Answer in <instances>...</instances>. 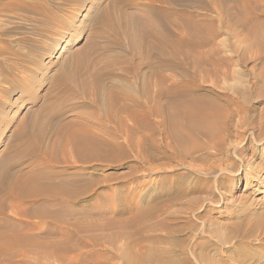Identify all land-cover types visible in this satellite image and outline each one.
<instances>
[{
	"label": "rangeland",
	"instance_id": "obj_1",
	"mask_svg": "<svg viewBox=\"0 0 264 264\" xmlns=\"http://www.w3.org/2000/svg\"><path fill=\"white\" fill-rule=\"evenodd\" d=\"M27 1L45 5L60 23L33 28L30 24H40V7L29 14L19 11L26 23L0 18V238L33 242L30 264H132L154 240L157 247L176 249L194 242L209 245L212 236L227 233L233 221L226 217L245 199L252 203L247 220L264 222V51L249 50L248 43L255 42L244 37L247 27L238 26L234 15L215 21L219 34L201 47L205 55L189 50L191 58L173 57L158 68L138 45L114 43L110 26L97 20L101 11L117 16L115 0ZM255 4L256 12L264 11V0ZM139 7L135 10L151 16V8ZM206 12L218 19L217 11ZM200 68L210 72L199 74ZM155 72L178 77L179 86L192 89L171 111L188 109L196 125L212 120L210 133L178 131L170 121L166 130L173 127L174 134L157 135L154 142L141 136L154 117H144L140 109L124 126L117 122L122 96L132 92L144 98L141 88ZM237 99L242 111L232 104ZM114 125L118 131L110 136ZM39 132L44 135L36 150L25 151L24 144ZM215 132L224 142L221 151L185 154ZM136 142L157 145L161 152L144 161L145 153L137 156L129 149ZM110 143L121 147L113 150ZM241 171H250V177H240ZM154 203L161 205L158 212L143 219L136 232L130 219L136 205ZM126 207L129 214H115ZM131 233L129 245L116 239ZM253 252L264 255L263 249L247 251ZM16 260L0 250V264H25L21 256ZM139 264L159 263L150 254Z\"/></svg>",
	"mask_w": 264,
	"mask_h": 264
},
{
	"label": "bare ground",
	"instance_id": "obj_2",
	"mask_svg": "<svg viewBox=\"0 0 264 264\" xmlns=\"http://www.w3.org/2000/svg\"><path fill=\"white\" fill-rule=\"evenodd\" d=\"M1 1L0 18L5 21L12 23L19 22L18 24L26 23L28 18L21 15L19 11L23 10L29 14L40 7L42 8L40 10V12L42 13L40 14V17L38 19L40 24L36 26L34 24H30L33 28L39 30L41 27L48 28V25H51V23H60V21L57 19L56 13L47 9L48 7L46 8L45 5L42 6L40 3L36 4L35 2L27 0H4L5 2L3 0ZM255 3L256 0H148V2L146 3L139 4L136 0H115L114 14L117 16L113 17L110 12L101 11L97 13V20L99 21V23L110 26L113 31V37L111 39L114 43H127L132 46L138 45L137 49L145 52L147 60L150 59V61L155 62L156 67L159 68L161 63L170 61L173 57H175V59L181 58L183 56L187 57L188 59L191 58L189 56V50H192L199 55H205L201 47H203L207 43L212 42L213 39L216 38L219 34L218 29L213 28V23L224 18L228 20V18H230V15L235 16L231 17L232 20H234L235 18V22L238 26L243 29H246L247 27L244 37H247L246 39H252L255 42L253 43L252 41L251 43L253 44L248 43L250 47L246 43L247 47L251 48L249 50L253 51L252 48H255L254 50H256L257 52L264 51V11H259L260 13L256 12V8H258V6ZM138 6H140V10L151 8V16H146L144 12L141 13L138 10H135L138 8ZM206 10L217 11L219 13L218 19H212L210 17L208 18L209 14H207ZM33 20L35 19H32V22ZM204 31L206 32L205 36L198 37V32L202 33ZM139 46L142 47L139 48ZM244 47L246 46L244 45ZM180 48L185 49L182 51L180 50ZM210 51L212 53H215L216 49H211ZM257 52L255 53V55L257 54ZM262 53L263 52H261V54ZM195 55H193V57H196ZM199 71V74H201V72L207 73L210 72V69L206 68L205 71L203 68H200ZM226 73L227 72L224 69L222 71V74L224 75ZM180 83L181 82L178 77H165L156 73L154 80L151 83H146V85L144 83L143 87L141 88V93L144 98H141V96H134V93L132 92H129V97L122 96L123 102L119 105L118 109H116L117 113H120L119 116H116L117 122H119V124L121 125L127 123V120L129 121V115L135 117L137 114L135 115L134 113L140 109L146 111H144L146 113L144 117H154V119H152V122H148L145 129H143L144 131H141V136H143L144 138L152 137L154 138V142L157 135L161 136V138L171 137V132H173L174 134V129L178 131L184 130L185 133L189 134L210 133L208 132V128H210V126L212 125V120H209L210 123L208 124H202L203 126L196 125L192 122V114L187 111L188 109L183 110V112L181 113H173L171 111V107L173 103H175V100H179V97L192 91V89L187 85L179 86ZM179 87H182V90H180ZM220 95L217 96V99L220 98ZM227 99L231 100L230 97ZM232 104L237 109L236 111H242L245 108H243V105L239 104L238 99L237 101L232 100ZM174 106L175 105H173L172 107L173 109L175 108ZM226 114H228V112ZM59 116L60 117H57L58 120L61 119V115ZM213 116L214 114H210L211 119L213 118ZM105 117L108 118L107 120L109 122H114L115 116L107 114V116ZM218 119L219 118L215 120L217 121ZM144 120L146 119H143V121ZM143 121L142 124H144ZM170 121H172V123L175 122L173 127L175 125L177 127H174V129L173 127H168L170 128V130L168 131L166 130V126ZM217 122L216 123L219 126L220 120ZM117 125L112 126L113 129H115L113 130V133L111 132L109 134L110 136H114V134H116V132L118 131ZM121 125L119 127H121ZM133 126L135 127L136 125ZM130 127L132 126L130 125ZM131 129H133V127ZM135 129H137L138 132L139 130H141L139 129V127H135ZM122 131H124V134H126L125 140L129 143L131 141V139H129V127H123ZM42 132L35 134L36 136L38 135V138L34 136V141L29 140L24 144L25 151L28 152L36 150L43 139L44 134ZM75 134L76 133H74V136ZM194 134L192 135L194 136ZM70 136V138H72L73 134H70ZM209 136L210 137L208 138L207 135L208 139L202 145L195 142L196 144L191 145L189 150L185 154L191 156L190 154L198 150H203L205 152H210V149L221 151L224 147V142L221 135H219V133H216L215 136H212L211 134H209ZM140 143L141 142H136V147H132L129 144V149L134 153V155L137 156H142V153H145L143 158L144 161L157 158L158 153L161 152L159 146L157 145ZM109 147L114 150L118 149V147H121V144L110 143ZM235 154L239 155L240 152H235ZM238 175L240 177L247 178L250 177V171H241L238 172ZM239 184V181L234 182V184H232L233 190L239 187ZM242 203L243 204L241 206L236 205L234 209H231L234 214H229L230 216L226 217L229 221H233V224L228 227L229 230H227V233L222 234V236L220 237L217 236L218 233L217 235H214V237L212 236V238L214 239H209V245L207 243V245L202 246L194 242L191 246H189V249H187L188 247L186 248L181 245L176 249L172 248L173 246L166 247L165 245V247H157L155 246L157 240H154L153 242L155 243L151 244L148 250H145V253H143L142 255V259L137 258L132 261V264H139L141 260H143L146 256L149 257L150 254L157 256L159 264H264V255L254 252L247 253V251H255L257 249L264 250V222L263 220L250 221V219L248 221L247 216L249 215L252 203L251 201L248 202L246 199ZM159 207H161V205H159L158 203L146 204L145 208L136 205V212L133 211L135 212V214L130 218L133 223V229L138 232L140 230V224L142 223L143 219L148 216L153 217L155 212H158L157 210L159 209ZM115 214L120 216L129 214V207L118 209L115 211ZM130 219L127 218V221L124 220L123 224L127 222L129 223ZM130 236L132 237V233L129 234L128 237L116 236V239H123L126 245H129ZM32 246H34L33 242H30V240L23 241L22 237L8 236L0 238V250L10 253L11 261H17L16 257L21 256L23 260L22 262H24L25 264H30V258L32 257L30 254L33 251ZM131 249L132 247L130 245V250Z\"/></svg>",
	"mask_w": 264,
	"mask_h": 264
}]
</instances>
